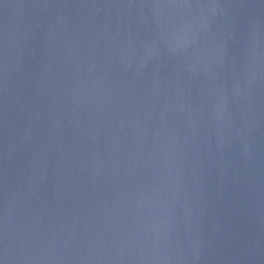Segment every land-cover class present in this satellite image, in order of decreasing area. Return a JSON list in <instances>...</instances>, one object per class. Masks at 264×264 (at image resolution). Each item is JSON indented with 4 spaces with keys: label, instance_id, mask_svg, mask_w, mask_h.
I'll list each match as a JSON object with an SVG mask.
<instances>
[{
    "label": "water",
    "instance_id": "water-1",
    "mask_svg": "<svg viewBox=\"0 0 264 264\" xmlns=\"http://www.w3.org/2000/svg\"><path fill=\"white\" fill-rule=\"evenodd\" d=\"M0 264H264V0H0Z\"/></svg>",
    "mask_w": 264,
    "mask_h": 264
}]
</instances>
